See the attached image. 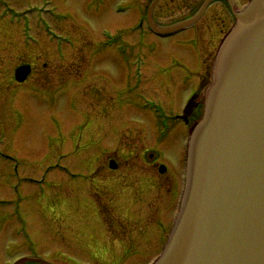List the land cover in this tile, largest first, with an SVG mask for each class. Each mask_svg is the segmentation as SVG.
I'll return each instance as SVG.
<instances>
[{
	"label": "rangeland",
	"instance_id": "1",
	"mask_svg": "<svg viewBox=\"0 0 264 264\" xmlns=\"http://www.w3.org/2000/svg\"><path fill=\"white\" fill-rule=\"evenodd\" d=\"M148 1L106 0V9L95 7L96 0L53 1L54 8H46L75 42L58 56L39 27V43L22 48L20 25L12 24L15 10L37 7V0H0V27L13 26L10 48L0 40V264L28 252L29 244L46 259L54 255L70 264H146L158 251L174 211L182 150V127L175 121L174 128L167 115L173 117L195 87L200 107L192 117H200L219 43L234 18L225 0H212L193 25L160 36L146 21L140 26ZM202 1L160 0L153 18L171 24ZM30 60L44 83L32 73L13 88L10 65ZM56 69L72 81L55 86L50 70ZM97 88H103L100 103ZM159 127L167 128L164 137L156 135ZM150 147L160 149V160L173 169L167 176L142 165L141 152ZM136 172L153 175L157 190L142 185ZM129 185L140 200L154 197L141 238L130 231L140 223L142 205ZM107 205L113 212L131 206L132 217L104 228L100 209ZM116 244L134 248L125 254Z\"/></svg>",
	"mask_w": 264,
	"mask_h": 264
},
{
	"label": "water",
	"instance_id": "2",
	"mask_svg": "<svg viewBox=\"0 0 264 264\" xmlns=\"http://www.w3.org/2000/svg\"><path fill=\"white\" fill-rule=\"evenodd\" d=\"M156 1L147 19L160 32L194 22L209 2L158 27ZM235 17L193 128L184 208L155 264H264V0Z\"/></svg>",
	"mask_w": 264,
	"mask_h": 264
},
{
	"label": "flooded vegetation",
	"instance_id": "3",
	"mask_svg": "<svg viewBox=\"0 0 264 264\" xmlns=\"http://www.w3.org/2000/svg\"><path fill=\"white\" fill-rule=\"evenodd\" d=\"M38 1H41V0H38ZM45 1H47V0H45ZM50 1H55V0H50ZM78 1V0H77ZM95 1V0H94ZM97 3V4H96ZM96 6H98V7H106L105 5H106V0H96ZM42 21V20H41ZM45 22V21H44ZM41 24V22H33V24L31 25L33 28H36L35 27V25H40ZM11 30H12V27H5V29H3V28H0V40L2 39L3 40V43H5L6 45H7V47L8 48H10L9 47V45L10 44H12L11 42H10V38H9V36H10V33H11ZM21 40H22V38H21ZM21 43V42H20ZM14 74V68H12V72H11V75H13ZM31 76V70H30V73L28 74V76L25 78V80L24 81H22V82H17V85H20L21 83H23V82H25L29 77ZM105 224H106V219H105ZM127 252V251H126ZM125 255V254H124Z\"/></svg>",
	"mask_w": 264,
	"mask_h": 264
},
{
	"label": "bare ground",
	"instance_id": "4",
	"mask_svg": "<svg viewBox=\"0 0 264 264\" xmlns=\"http://www.w3.org/2000/svg\"><path fill=\"white\" fill-rule=\"evenodd\" d=\"M167 132V131H166Z\"/></svg>",
	"mask_w": 264,
	"mask_h": 264
}]
</instances>
